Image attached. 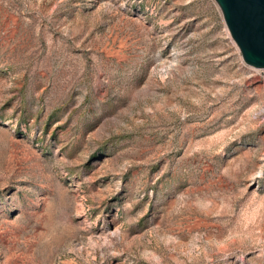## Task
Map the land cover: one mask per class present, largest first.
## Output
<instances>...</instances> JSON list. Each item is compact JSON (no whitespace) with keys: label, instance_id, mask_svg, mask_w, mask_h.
<instances>
[{"label":"rangeland","instance_id":"rangeland-1","mask_svg":"<svg viewBox=\"0 0 264 264\" xmlns=\"http://www.w3.org/2000/svg\"><path fill=\"white\" fill-rule=\"evenodd\" d=\"M0 264H264V69L215 0H0Z\"/></svg>","mask_w":264,"mask_h":264},{"label":"water","instance_id":"water-1","mask_svg":"<svg viewBox=\"0 0 264 264\" xmlns=\"http://www.w3.org/2000/svg\"><path fill=\"white\" fill-rule=\"evenodd\" d=\"M215 2L244 63L253 68L264 69V0Z\"/></svg>","mask_w":264,"mask_h":264}]
</instances>
